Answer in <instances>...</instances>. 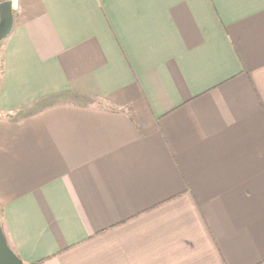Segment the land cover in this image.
<instances>
[{"label":"crops","instance_id":"0c3cea01","mask_svg":"<svg viewBox=\"0 0 264 264\" xmlns=\"http://www.w3.org/2000/svg\"><path fill=\"white\" fill-rule=\"evenodd\" d=\"M10 1V249L26 264H264V0Z\"/></svg>","mask_w":264,"mask_h":264},{"label":"water","instance_id":"95a60500","mask_svg":"<svg viewBox=\"0 0 264 264\" xmlns=\"http://www.w3.org/2000/svg\"><path fill=\"white\" fill-rule=\"evenodd\" d=\"M12 2H0V41L11 31L13 24ZM0 264H23V261L8 246L0 223Z\"/></svg>","mask_w":264,"mask_h":264},{"label":"trees","instance_id":"16d2710c","mask_svg":"<svg viewBox=\"0 0 264 264\" xmlns=\"http://www.w3.org/2000/svg\"><path fill=\"white\" fill-rule=\"evenodd\" d=\"M0 213H1V209H0ZM23 264H26L25 262H23Z\"/></svg>","mask_w":264,"mask_h":264}]
</instances>
